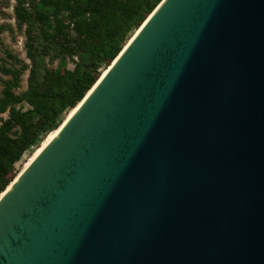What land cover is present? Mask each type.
Here are the masks:
<instances>
[{
  "label": "water",
  "instance_id": "1",
  "mask_svg": "<svg viewBox=\"0 0 264 264\" xmlns=\"http://www.w3.org/2000/svg\"><path fill=\"white\" fill-rule=\"evenodd\" d=\"M138 29L0 195V264H264V0Z\"/></svg>",
  "mask_w": 264,
  "mask_h": 264
},
{
  "label": "trees",
  "instance_id": "2",
  "mask_svg": "<svg viewBox=\"0 0 264 264\" xmlns=\"http://www.w3.org/2000/svg\"><path fill=\"white\" fill-rule=\"evenodd\" d=\"M161 1L38 0L28 2L32 9L28 12L23 10V0H16V18L26 24V55L33 66L28 87L20 94L13 91L19 70L0 66L2 73L10 75L0 96V112L7 111L0 125V194L17 175L14 164L57 130L66 112L83 99L101 69L110 65ZM50 53L75 57L74 69L65 73L45 67L41 74V59ZM21 102L31 108H16Z\"/></svg>",
  "mask_w": 264,
  "mask_h": 264
},
{
  "label": "rangeland",
  "instance_id": "3",
  "mask_svg": "<svg viewBox=\"0 0 264 264\" xmlns=\"http://www.w3.org/2000/svg\"><path fill=\"white\" fill-rule=\"evenodd\" d=\"M23 2V10L31 12L32 9L28 5V2H31V4H35L36 2H38V0H23ZM15 6L16 0H0V66L8 68L11 67L19 70V80L17 83V87H15L13 91L15 94H20L21 92H24L28 87L29 73L31 67L33 66V63L26 55V24H21L18 22L15 13ZM137 30L133 32L128 41L134 36ZM128 41L126 42V44L128 43ZM73 60H75V57L71 59L70 55H67L62 58L60 54L56 55L54 53H50L49 55H46L41 59L42 67L40 69V73H43V68L45 67L49 69L60 68L62 72L66 73L74 69L75 63L73 62ZM108 66L101 69L100 76L102 72L108 68ZM9 78L10 75H6L0 71V96L4 88V82ZM15 107L22 111L31 108V106L26 102L17 103L15 104ZM70 111L71 110L66 112L64 120L66 119ZM6 118L7 111L3 113L0 112V125L2 121ZM64 120L62 122H64ZM50 133H48L42 139L38 146L32 147L27 150L21 156L19 161L14 164V170L17 175L24 169L25 164L33 156L36 150L41 147L43 141L47 138Z\"/></svg>",
  "mask_w": 264,
  "mask_h": 264
},
{
  "label": "bare ground",
  "instance_id": "4",
  "mask_svg": "<svg viewBox=\"0 0 264 264\" xmlns=\"http://www.w3.org/2000/svg\"><path fill=\"white\" fill-rule=\"evenodd\" d=\"M139 30V29H138ZM138 30L136 31V33L138 32ZM135 33V34H136ZM134 34V35H135ZM132 40V38L128 41V43L130 42ZM127 43V44H128ZM127 44L125 45V47L124 48H126V46H127ZM124 50V49H123ZM109 68V67H108ZM108 68L102 73V75L100 76V78H99V80L106 74V72H107V70H108ZM99 80L97 81V82H99ZM97 83H95V85H96ZM94 85V86H95ZM93 86V87H94ZM92 87V88H93ZM92 90V89H91ZM91 90L90 91H88V93H87V95L86 96H88V94L91 92ZM84 100V99H83ZM81 102H83V101H81ZM81 102H79L78 104H77V106L76 107H74L71 111H70V113L68 114V116L66 117V119L64 120V122L61 124V126H59V128H57V130L56 131H54V132H52L51 134H49L48 135V137L44 140V142L42 143V145H41V147L40 148H38L37 149V151L33 154V156L29 159V161L25 164V167L26 166H28L31 162H32V160L41 152V150L53 139V137L59 132V130H60V128L63 126V124L66 122V120H68V118H70V116H72V114L77 110V108L80 106V104H81ZM24 167V168H25ZM2 194V193H1Z\"/></svg>",
  "mask_w": 264,
  "mask_h": 264
}]
</instances>
